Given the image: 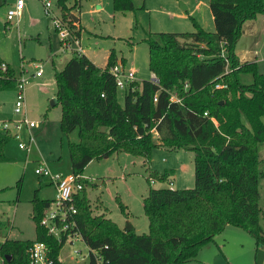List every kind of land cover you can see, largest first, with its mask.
<instances>
[{"label":"trees","instance_id":"obj_1","mask_svg":"<svg viewBox=\"0 0 264 264\" xmlns=\"http://www.w3.org/2000/svg\"><path fill=\"white\" fill-rule=\"evenodd\" d=\"M112 1L116 11L135 9L133 0ZM58 5L65 19V1L58 0ZM209 9L212 32L196 26L192 32L146 36L148 67L158 84L131 82L123 106L109 71L116 64L113 50L104 68L74 53L54 71L72 174L81 176L90 161L119 152L146 162L159 146L193 152L192 188H150L143 198L148 234L126 232L104 215H93L85 193L88 181L82 179L83 189L73 197L74 221L89 249V264H186L227 226L247 231L257 250L264 248L259 222L264 172L258 157L264 142V73L258 72L256 62H241L235 52L242 24L264 16V0H209ZM1 63L0 91L15 89L11 67L5 63L3 72ZM244 73L251 74V83L241 81ZM218 83L226 87L216 88ZM172 93L179 102L170 99ZM11 138L10 132L0 131V161L8 160L5 146ZM171 172L154 176L165 181ZM31 202L36 240L5 239L0 243L1 264H30L33 242L44 243L53 264H62L65 238L58 241L39 225L50 200L35 196Z\"/></svg>","mask_w":264,"mask_h":264},{"label":"rangeland","instance_id":"obj_2","mask_svg":"<svg viewBox=\"0 0 264 264\" xmlns=\"http://www.w3.org/2000/svg\"><path fill=\"white\" fill-rule=\"evenodd\" d=\"M43 1L50 3L52 16L44 14L42 0H25L24 11L16 24H4L6 12L15 0H4L0 6V54L8 62L15 79L21 74L29 78L24 89L26 113L28 119L39 124L34 129L36 146H32L29 153L10 141L5 147L9 160L0 161V243L5 239L36 240L31 201L35 196L50 199L55 195L54 186L46 180L40 182L35 174L37 162L45 161L54 174H72L68 136L61 131L59 124L60 105H51L50 102L55 89L54 71L62 69L74 52L62 47L61 36L52 23L53 16L75 33L95 63L103 65L113 50L116 63L136 71L137 83L153 77L148 67L145 42L149 33L192 32L196 26L208 32L214 30L209 0H133L135 9L128 11L114 10L112 0H64L68 8L65 19L58 0ZM71 14L80 21L74 22ZM254 21L259 35L257 41L253 42L244 35L237 41L235 52L248 57L256 54L257 70L264 73V16L259 14ZM37 63L42 65L43 75L33 79L30 74ZM240 79L245 84L252 82L249 73L242 74ZM125 90L126 87L117 88V100L121 106L124 105ZM15 94L14 88L0 91V121L15 115ZM258 157L264 172V142L258 146ZM193 168L192 151L162 146L152 149L148 162L142 156L125 152L93 160L82 173V179L94 181V184L85 185L90 211L93 215H104L120 228L129 224L138 235L148 234L143 198L149 189L192 188ZM168 169H175L169 179L160 181L154 176ZM105 176L115 177L104 182ZM259 189L262 208L259 222L264 231V176L260 179ZM258 250L251 234L227 226L198 252L194 261L186 264H257ZM59 261L62 264H89V249L80 239L72 243L67 241L60 250Z\"/></svg>","mask_w":264,"mask_h":264},{"label":"built area","instance_id":"obj_3","mask_svg":"<svg viewBox=\"0 0 264 264\" xmlns=\"http://www.w3.org/2000/svg\"><path fill=\"white\" fill-rule=\"evenodd\" d=\"M24 4L25 0H15L14 5L6 12L7 22H18ZM42 4L44 14H51L52 16L53 12L50 3L42 0ZM52 23L61 36V44L64 50H70L79 55L83 54V47L81 46V42L76 38L75 33L71 32L68 27L64 25L62 20L56 16H53ZM72 45L75 47H72ZM221 56H224L223 50L221 51ZM1 70H6V64L4 62L1 63ZM109 71L115 79L117 88H124L131 82L135 81V71L132 69H126L121 63H116L111 66ZM226 72H228V70ZM41 74L42 65L37 63L35 64V70L30 74V77H38ZM28 81L29 78H26L23 74L15 79L16 94L13 111L18 117L12 120L8 119L0 121V131L10 132L12 138L17 141L18 147L26 152H29L32 146L36 144L34 129H36L38 125L35 120L28 119L26 113L24 89ZM151 81L158 84V79L155 76L152 77ZM215 87L225 88L226 85L218 83ZM170 99L176 102L180 101V98H178L175 93L171 94ZM154 101H156V97H154ZM204 115H207V112H204ZM22 128H26L27 130L26 139L21 136ZM152 131L154 132V135H157V132L154 129ZM34 171L39 178H47L55 189V195L50 199V203L45 209L39 225L46 230L48 235L54 237L58 241H61L63 238H65V243L67 241L72 243V241L81 240L80 233L77 231L76 223L74 221V215L77 210L73 203V197L83 189L82 175L54 174L43 160L37 162ZM48 252L49 250L44 243L33 242L29 249L30 264H53L48 256Z\"/></svg>","mask_w":264,"mask_h":264},{"label":"crops","instance_id":"obj_4","mask_svg":"<svg viewBox=\"0 0 264 264\" xmlns=\"http://www.w3.org/2000/svg\"><path fill=\"white\" fill-rule=\"evenodd\" d=\"M2 1V0H1ZM2 5H3V1H2ZM1 5V6H2ZM24 8H25V4H24ZM24 8H23V10H22V13H23V11H24ZM22 13L20 14V16L22 15ZM211 13V12H210ZM20 16H19V18H20ZM211 16H212V14H211ZM73 17L74 18H76V21L78 20V21H80L79 20V18H77V17H75V15H73V14H71V19L73 20ZM18 18V19H19ZM212 19H213V17H212ZM255 19V18H254ZM254 19H252V20H247V21H245L243 24H242V31H241V35H240V37H239V39H238V41L241 39V37L242 36H248V37H250L251 38V40L253 41V42H256L257 41V39H258V30H257V28H256V25H255V21H254ZM75 22V21H74ZM11 24V23H14V21H11V22H7V20H6V18H5V22H4V24ZM14 24H16V23H14ZM213 24H214V22H213ZM238 43V42H237ZM83 50H84V48H83ZM253 53H255V51H253ZM83 54L86 56V57H88L96 66H98V67H101V68H104L105 66H106V63H107V59H108V56H107V58L105 59V62L103 63V65H99V64H97V63H95V61L93 60V58L89 55V54H87L86 52H85V50L83 51ZM236 54L238 55V57H239V60L241 61V62H256V63H258V60H257V57H256V54H255V56L254 57H248V56H244V55H242L241 54V52H236ZM0 59L4 62V63H6V64H8V62L6 61V60H4L3 59V57L1 56V54H0ZM130 69H132V68H130ZM132 70H134V69H132ZM135 71V70H134ZM32 74V73H31ZM135 74H136V71H135ZM42 75H43V72H42V74L40 75V76H38V77H31V78H33V79H36V78H41L42 77ZM153 76H154V74H152ZM52 96H53V98L55 97V89L53 90V94H52ZM57 105H59V104H57ZM18 116H16V115H13V118H10V120H12V119H15V118H17ZM39 127V124L37 125V128ZM21 136L24 138V139H26L27 138V130H26V128H22L21 129ZM10 141H12V142H14L15 143V145L17 146V148H19L18 147V145H17V142H16V140L15 139H13V138H11L10 139ZM9 141V142H10ZM8 142V143H9ZM7 143V144H8ZM7 144H6V146H7ZM5 146V147H6ZM35 146H36V144H35ZM20 149V148H19ZM20 150H22V149H20ZM23 151H25V150H23ZM31 151V150H30ZM29 151V152H30ZM29 152H26V153H29ZM6 155V154H5ZM7 157V156H6ZM108 156H106V157H103V158H107ZM7 159L9 160V158L7 157ZM93 161V160H92ZM91 162V161H90ZM89 162V163H90ZM169 171H172L171 172V174L170 175H174V173H175V169H168ZM193 170H194V168H193ZM58 174H61V175H63L62 173H60V172H57ZM193 174H194V171H193ZM170 175L168 176V178L167 179H169V177H170ZM111 177H115V176H105L103 179H102V181H107V180H109ZM85 178V177H84ZM40 179V182H42L43 180H46V181H48V183L49 184H51L50 183V181L47 179V178H39ZM86 179V181H88V183H90V184H94V181H93V179H90V178H85ZM150 181H151V179H150ZM184 188H187V187H184ZM173 189V188H172ZM180 189V188H179ZM181 189H183V188H181ZM42 199H49V198H42ZM50 199H52V198H50ZM49 199V200H50ZM120 228V227H119ZM121 230H124L125 231V229H126V227H124V228H120ZM133 230H134V228H133ZM135 231V230H134Z\"/></svg>","mask_w":264,"mask_h":264},{"label":"water","instance_id":"obj_5","mask_svg":"<svg viewBox=\"0 0 264 264\" xmlns=\"http://www.w3.org/2000/svg\"><path fill=\"white\" fill-rule=\"evenodd\" d=\"M1 5H2V1L0 0V6ZM73 21H76V18L73 17ZM50 103H51V105L57 104L56 97H54L51 100ZM125 231L126 232H131V231H134V230H133V228L129 224H127ZM263 259H264V250H258L257 256H256V263L257 264H262L263 263Z\"/></svg>","mask_w":264,"mask_h":264}]
</instances>
